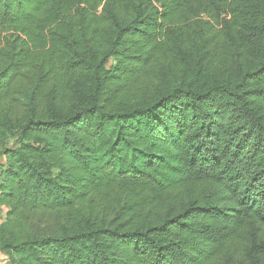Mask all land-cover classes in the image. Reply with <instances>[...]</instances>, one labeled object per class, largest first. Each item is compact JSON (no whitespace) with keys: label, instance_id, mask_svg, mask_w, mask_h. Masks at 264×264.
Returning <instances> with one entry per match:
<instances>
[{"label":"trees","instance_id":"obj_1","mask_svg":"<svg viewBox=\"0 0 264 264\" xmlns=\"http://www.w3.org/2000/svg\"><path fill=\"white\" fill-rule=\"evenodd\" d=\"M0 153V264H264V0H0Z\"/></svg>","mask_w":264,"mask_h":264},{"label":"crops","instance_id":"obj_2","mask_svg":"<svg viewBox=\"0 0 264 264\" xmlns=\"http://www.w3.org/2000/svg\"><path fill=\"white\" fill-rule=\"evenodd\" d=\"M4 161H5V158H4V156L0 153V174H1V167H2V165L4 164ZM0 212H2V215H1V216L4 217V218H3V220H4L5 217H6V214H7V212H8V208H7V206H5V205L0 206ZM3 220H2V218H1L0 222H2Z\"/></svg>","mask_w":264,"mask_h":264},{"label":"rangeland","instance_id":"obj_3","mask_svg":"<svg viewBox=\"0 0 264 264\" xmlns=\"http://www.w3.org/2000/svg\"><path fill=\"white\" fill-rule=\"evenodd\" d=\"M12 143V142H11ZM0 215H2V212H0ZM2 220H3V216H1ZM0 263H3L1 260H0Z\"/></svg>","mask_w":264,"mask_h":264},{"label":"built area","instance_id":"obj_4","mask_svg":"<svg viewBox=\"0 0 264 264\" xmlns=\"http://www.w3.org/2000/svg\"><path fill=\"white\" fill-rule=\"evenodd\" d=\"M0 220H1V218H0Z\"/></svg>","mask_w":264,"mask_h":264}]
</instances>
